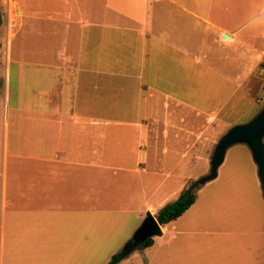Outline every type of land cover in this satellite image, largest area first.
Segmentation results:
<instances>
[{
  "label": "crops",
  "instance_id": "crops-1",
  "mask_svg": "<svg viewBox=\"0 0 264 264\" xmlns=\"http://www.w3.org/2000/svg\"><path fill=\"white\" fill-rule=\"evenodd\" d=\"M214 5L6 1L0 264H80L96 238L86 217L101 213L102 168L139 176L150 149L161 159L180 142L185 157L224 109L235 113L237 96H255L262 49L221 26ZM233 42L237 65L222 48Z\"/></svg>",
  "mask_w": 264,
  "mask_h": 264
},
{
  "label": "rangeland",
  "instance_id": "rangeland-1",
  "mask_svg": "<svg viewBox=\"0 0 264 264\" xmlns=\"http://www.w3.org/2000/svg\"><path fill=\"white\" fill-rule=\"evenodd\" d=\"M6 1L0 0V48L5 43ZM214 3L213 16L221 26L241 38H250L262 49L260 63L249 79L255 83V96H237L235 99L240 100L235 113L228 116L224 109L220 113L223 120H216L200 135L195 148L188 150L185 157L184 144L180 142L175 143L174 152L161 153V159L156 150L150 149L145 157L148 171L139 176L102 168L101 213L95 218L86 217L87 236L94 235L96 230V238L94 244L86 242L80 264H105L118 252L125 255L117 264H264V195L257 166L242 143L226 150L215 178L193 188L195 201L181 216L164 224V236H152V245L144 248L139 246L140 241L130 242L139 235L147 212L156 218L165 204L177 198L179 193L172 190L183 185L184 178L183 187H188L209 173L210 158L219 137L231 125L248 121L264 103V40L260 39L264 37V17L254 20L264 0ZM239 46L233 42L222 47L235 65Z\"/></svg>",
  "mask_w": 264,
  "mask_h": 264
},
{
  "label": "water",
  "instance_id": "water-1",
  "mask_svg": "<svg viewBox=\"0 0 264 264\" xmlns=\"http://www.w3.org/2000/svg\"><path fill=\"white\" fill-rule=\"evenodd\" d=\"M223 38H230L222 34ZM237 143L245 144L250 150L253 161L257 166V175L264 195V103L261 109L248 121L231 125L217 140L210 158V171L191 185H203L217 176L218 166L223 162L226 150ZM142 240L155 235H161V228L157 219L147 212L144 221L138 229ZM141 240V241H142Z\"/></svg>",
  "mask_w": 264,
  "mask_h": 264
},
{
  "label": "trees",
  "instance_id": "trees-1",
  "mask_svg": "<svg viewBox=\"0 0 264 264\" xmlns=\"http://www.w3.org/2000/svg\"><path fill=\"white\" fill-rule=\"evenodd\" d=\"M196 193L191 186L183 187L176 199L165 204L157 213L156 219L159 224L167 223L179 217L195 201ZM140 241L139 246L144 248L152 244V237L140 240L135 235L130 242ZM123 252L115 253L105 264H117L124 256Z\"/></svg>",
  "mask_w": 264,
  "mask_h": 264
},
{
  "label": "flooded vegetation",
  "instance_id": "flooded-vegetation-1",
  "mask_svg": "<svg viewBox=\"0 0 264 264\" xmlns=\"http://www.w3.org/2000/svg\"><path fill=\"white\" fill-rule=\"evenodd\" d=\"M138 238H139L140 240H142V235L139 234V235H138Z\"/></svg>",
  "mask_w": 264,
  "mask_h": 264
}]
</instances>
